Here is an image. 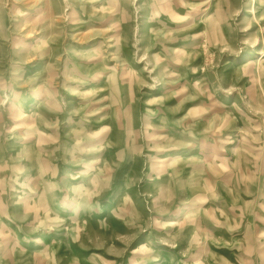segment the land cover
<instances>
[{
  "label": "rangeland",
  "instance_id": "1",
  "mask_svg": "<svg viewBox=\"0 0 264 264\" xmlns=\"http://www.w3.org/2000/svg\"><path fill=\"white\" fill-rule=\"evenodd\" d=\"M0 264H264V0H0Z\"/></svg>",
  "mask_w": 264,
  "mask_h": 264
}]
</instances>
